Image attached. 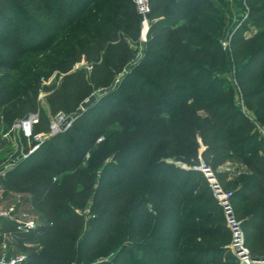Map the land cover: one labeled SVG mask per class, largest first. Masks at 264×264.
<instances>
[{"label": "trees", "instance_id": "1", "mask_svg": "<svg viewBox=\"0 0 264 264\" xmlns=\"http://www.w3.org/2000/svg\"><path fill=\"white\" fill-rule=\"evenodd\" d=\"M247 1L261 30L245 39L239 37L237 31L233 35L234 46L247 49L259 45L240 68L239 76L246 70L256 75L264 72V0ZM132 4L135 18L142 20L133 1ZM150 4L148 18L156 21L148 32L147 52L138 62L154 60L158 65L166 64V60L156 53L169 51L177 68H187L190 73L199 75L200 80L207 83L210 94H214L216 79L200 59L218 65L222 49L211 37H203L197 44L191 36L193 32L206 30L207 20L199 21L196 14L212 8L209 0H150ZM50 7L46 0H0V118L5 125L11 126L15 120L30 114L28 104L14 105L17 95L12 87L13 72L23 67L29 55L43 53L56 42L61 21ZM33 15L37 19L35 30L31 29L30 21L25 20H31ZM41 16L47 20L39 19ZM127 34L137 41L140 23L136 22ZM114 37L118 39V32ZM102 42L107 43L106 39ZM120 42V48L129 56L134 53L124 39ZM84 72L80 71L81 74ZM86 79L93 83L92 78L87 76ZM61 89L55 92L61 93ZM115 90L116 87L104 95ZM260 90L264 91V82ZM257 92L250 89L246 96L251 98ZM72 94V89L67 88L61 96ZM214 104L216 106H199L166 81L162 85L153 83L151 89L141 84L128 92H120L119 102L107 106L98 117L87 118L86 112L79 116L73 114L71 126L50 135L32 153L18 158L8 171H3L6 177L0 172L4 194L10 191L26 194L45 223L27 229L15 220L0 217V244L7 236L13 238L17 248L26 254L23 264H71L61 251L68 247L73 232L84 221L78 209L84 208L92 197L95 165L91 158H100V154H106L109 146L118 141L120 146L114 151L113 161L106 166L111 167L112 172L104 171V179L89 206L99 212L91 218L89 230L79 243L90 253L96 251L104 241L121 234L128 220L133 221L140 214L133 200L128 201L125 192L114 188L147 181V202L159 207L182 196L198 171L168 162L158 155V151L168 148L166 154L175 155L178 150L187 156V160L198 162L199 134L207 143L204 155L232 152L234 159L252 173L248 182L241 185V191L246 192L247 200L257 199L261 205L245 221L255 228L258 226L257 235L249 239L254 241L252 254L264 256V141L252 133L241 143L233 144L229 136L251 130V124L236 129L238 119L237 115H233L232 121L229 118L230 105L228 107L222 101ZM225 104L227 107L221 110ZM262 109L264 101L260 105ZM201 110L206 111L205 118L200 115ZM198 235L203 236L201 231ZM231 256L239 264L233 252Z\"/></svg>", "mask_w": 264, "mask_h": 264}, {"label": "rangeland", "instance_id": "2", "mask_svg": "<svg viewBox=\"0 0 264 264\" xmlns=\"http://www.w3.org/2000/svg\"><path fill=\"white\" fill-rule=\"evenodd\" d=\"M46 1L61 21V24L58 23L61 29L51 48L29 55L23 67L13 72L12 87L17 95L14 105L28 104L27 111L39 113V121L33 125L32 135L27 136L22 128L15 126L18 120L8 126L0 118V167L4 166L6 171L12 167L13 160L20 158L23 148L30 144L36 134L53 135L71 126L74 121L67 119L69 114L79 116L86 112L87 118L98 117L107 106L119 102L120 92H128L141 84L151 89L153 83L162 85L166 81H170L171 87L176 88L182 96L198 102L199 106H216L214 103L221 101L228 107L230 105L228 115L231 121L233 115H237L236 129L251 124V130L229 136L233 144L241 143L252 133L264 141V109L260 110L264 101V91L260 90L264 72L256 75L246 70L239 76L240 68L259 45L242 49L232 44L236 31L239 37L245 39L261 30L247 0H209L212 8L196 14L199 21L207 20V27L204 32H193V39L199 44V39L211 37L218 41L222 49L218 65L200 59V63L216 79L214 94H210L207 83L201 81L199 75L190 73L187 68H177L169 51L156 53L166 60V64L158 65L154 60L145 63L133 61L130 69L126 70L128 62L138 53L143 59L147 52L150 26L156 21L149 17L146 29L143 21L135 18L132 0ZM40 18L44 19L42 16ZM25 20L30 21L31 29L35 30L36 16ZM136 22L140 23V34L138 40L134 41L127 32L134 29ZM117 32L119 37L115 39ZM104 39L106 44L102 42ZM121 39L133 48L132 55L120 48ZM81 70L85 71L84 74L80 73ZM87 76L92 78V86ZM116 77L118 85L115 92L100 95L99 89L109 85ZM58 88H62L61 93L55 92ZM67 88H71L73 94L62 97ZM250 89L258 91L251 98L246 96ZM92 93L98 95V100L88 110L83 109L82 101ZM226 104L220 109L224 110ZM200 115L205 118L207 113L201 110ZM53 123L59 125L61 130L54 133ZM217 135L223 137V134ZM197 140L200 144L198 162L187 160V156L178 150L175 155L166 154L168 148L158 151V155L166 161L198 171L199 174L193 176L182 196L159 207L147 202V181H136L126 188H114L115 191L125 192L128 201L133 200L140 214L133 221L126 222L121 234L113 235L90 253L79 245L89 230L91 218L99 212L91 210L89 206L104 179V171L112 172V168L106 166L113 161L114 151L120 143L115 141L106 154H100V158H91L95 165L92 197L84 208L78 209L84 221L73 232L72 241L61 254L67 256L71 264H236L230 248L233 242L230 214L240 223L244 244L250 250L254 241L249 239L257 235L258 226L255 228L245 220L261 202L257 199L247 200L246 192L241 191V185L248 182L252 173L246 165L234 159L232 152L204 155L207 143L199 134ZM171 151L175 150L171 148ZM5 173L1 172V175L6 177ZM17 193L10 191L4 194L0 185V211L17 205L15 217L33 219L38 225H44L40 214L22 202ZM222 193L228 195L231 213ZM242 220L245 222L242 223ZM199 231L203 236L198 235ZM21 255L26 254L17 248L13 238L7 236L0 244V261H10Z\"/></svg>", "mask_w": 264, "mask_h": 264}, {"label": "built area", "instance_id": "3", "mask_svg": "<svg viewBox=\"0 0 264 264\" xmlns=\"http://www.w3.org/2000/svg\"><path fill=\"white\" fill-rule=\"evenodd\" d=\"M135 4V7L137 9L138 14L141 15L142 21L146 29L148 28V15L151 12V4L150 0H132ZM39 121V113H30L26 118L20 119L15 126L22 128L25 131V134L27 136L32 135V129L33 125ZM67 126L65 127V129ZM53 129L54 133L61 130L59 125L56 123H53ZM51 135V134H50ZM35 137H37L40 141V144L46 139V134H36ZM34 137V138H35ZM36 146L32 151L36 150L39 146ZM222 197H224L225 204L227 205L228 212L231 213L230 210V204L228 203V195L225 193L221 194ZM17 210V205H12L7 211H0V217H5L10 220L17 221L20 226L27 228V229H34L38 226L37 221L33 219H26L22 220L20 218H17L14 216V213ZM233 218V219H232ZM231 219V228L233 230V242L230 245L231 251L234 253V255L237 257L239 264H264V256H254L249 249L244 244L243 234L241 225L238 221L232 217V214H230ZM26 255L18 256L17 258H13L10 261H0V264H17L18 262H21L25 260Z\"/></svg>", "mask_w": 264, "mask_h": 264}, {"label": "water", "instance_id": "4", "mask_svg": "<svg viewBox=\"0 0 264 264\" xmlns=\"http://www.w3.org/2000/svg\"><path fill=\"white\" fill-rule=\"evenodd\" d=\"M141 55L140 53H138L131 61L128 62V64L126 65V70H129L130 69V66L132 64L133 61H138L140 59ZM117 82H118V77H116L110 85L108 86H105V87H101L99 89V93L100 95H104L110 91H112L116 85H117ZM98 100V95L96 93H92L91 95H89L84 101H82L81 103V106L83 109H86L88 108L89 106H91L92 104H94L96 101ZM63 116L61 115V118ZM74 118V115H70L67 119L68 120H72ZM64 126V125H63ZM50 134H46V138L49 137ZM40 144V141L37 137H35L28 146L24 147L23 150H22V154L20 157H24V156H27L29 155L30 153H32L33 149L36 148V146H38ZM17 160V159H16ZM16 160H13V162H15ZM206 167H208V165H206ZM5 170V167H0V172H3Z\"/></svg>", "mask_w": 264, "mask_h": 264}, {"label": "crops", "instance_id": "5", "mask_svg": "<svg viewBox=\"0 0 264 264\" xmlns=\"http://www.w3.org/2000/svg\"><path fill=\"white\" fill-rule=\"evenodd\" d=\"M17 195H18L19 198L22 200V202H24L26 205L32 207V205H31V203H30V199H29V197H28L26 194L18 192ZM32 208H33V207H32ZM33 209H34V208H33ZM34 210H35V209H34ZM35 211H36V210H35ZM36 212H38V211H36ZM38 213H39V212H38ZM39 214H40V213H39ZM40 216H41V214H40Z\"/></svg>", "mask_w": 264, "mask_h": 264}]
</instances>
